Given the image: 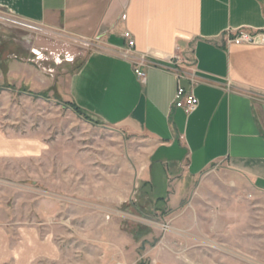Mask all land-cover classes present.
I'll return each instance as SVG.
<instances>
[{
    "label": "rangeland",
    "instance_id": "374dc122",
    "mask_svg": "<svg viewBox=\"0 0 264 264\" xmlns=\"http://www.w3.org/2000/svg\"><path fill=\"white\" fill-rule=\"evenodd\" d=\"M67 48L0 11V264H264V197L226 166L175 193L152 141L69 105Z\"/></svg>",
    "mask_w": 264,
    "mask_h": 264
},
{
    "label": "crops",
    "instance_id": "0c3cea01",
    "mask_svg": "<svg viewBox=\"0 0 264 264\" xmlns=\"http://www.w3.org/2000/svg\"><path fill=\"white\" fill-rule=\"evenodd\" d=\"M0 11L68 47L72 60L56 63L78 65L65 80L68 101L152 141L149 169L172 166L175 193L181 180L226 166L264 197V46L226 39L264 33V0H0ZM78 49L91 52L79 61L69 52ZM179 85L199 100L195 112L173 107ZM18 145L0 130V159L20 158Z\"/></svg>",
    "mask_w": 264,
    "mask_h": 264
},
{
    "label": "built area",
    "instance_id": "2783aa9c",
    "mask_svg": "<svg viewBox=\"0 0 264 264\" xmlns=\"http://www.w3.org/2000/svg\"><path fill=\"white\" fill-rule=\"evenodd\" d=\"M126 19V16H123V20ZM124 38L127 41V45L129 49H133L135 47V41L132 38L130 32L124 33ZM228 44L231 45H260L264 46V33L263 32H249L247 30H237V31H229L226 36ZM35 56L38 61L43 60L44 56L35 52ZM55 62H60L62 60L59 56L55 57ZM63 60H72L69 56H66ZM135 75L140 80H145L146 76L144 72L137 68L135 70ZM181 79V76H178ZM199 106V100L193 94V92L185 89L181 85L178 86L174 101V108L183 110L186 114H191L197 110Z\"/></svg>",
    "mask_w": 264,
    "mask_h": 264
},
{
    "label": "trees",
    "instance_id": "16d2710c",
    "mask_svg": "<svg viewBox=\"0 0 264 264\" xmlns=\"http://www.w3.org/2000/svg\"><path fill=\"white\" fill-rule=\"evenodd\" d=\"M72 108H74L76 110V112L79 114V115H82L84 116L88 121L94 123V124H97L98 122H95L94 120H92L91 118H89L86 114H84L76 105L70 103L69 104Z\"/></svg>",
    "mask_w": 264,
    "mask_h": 264
}]
</instances>
